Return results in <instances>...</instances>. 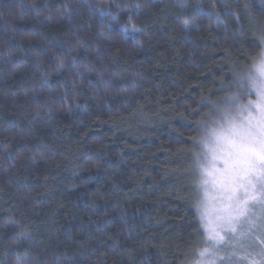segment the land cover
I'll return each instance as SVG.
<instances>
[{
    "label": "trees",
    "instance_id": "trees-1",
    "mask_svg": "<svg viewBox=\"0 0 264 264\" xmlns=\"http://www.w3.org/2000/svg\"><path fill=\"white\" fill-rule=\"evenodd\" d=\"M262 36L264 0H0V264L199 260L200 140Z\"/></svg>",
    "mask_w": 264,
    "mask_h": 264
},
{
    "label": "snow or ice",
    "instance_id": "snow-or-ice-1",
    "mask_svg": "<svg viewBox=\"0 0 264 264\" xmlns=\"http://www.w3.org/2000/svg\"><path fill=\"white\" fill-rule=\"evenodd\" d=\"M260 40L264 42V36ZM227 87L235 91L214 103L218 119L211 129L205 127L200 140L212 152V168L201 163L205 153L197 154L198 168L205 177L202 184L212 178L220 207L210 226L201 229L207 233L204 242L209 247L197 253L200 259L194 264H215V260L224 264L233 259L234 255L216 256V250L226 246L244 251L241 259L248 264H264V51L253 67L235 73ZM250 96L256 99L243 102ZM211 257L215 260L207 259Z\"/></svg>",
    "mask_w": 264,
    "mask_h": 264
},
{
    "label": "rangeland",
    "instance_id": "rangeland-1",
    "mask_svg": "<svg viewBox=\"0 0 264 264\" xmlns=\"http://www.w3.org/2000/svg\"><path fill=\"white\" fill-rule=\"evenodd\" d=\"M258 61H259V58H257V60L254 63H256ZM232 91H235V89H232L231 91H229V94H231ZM248 99L255 100L256 97L255 96L244 97L243 102L246 103ZM216 119H218L217 115H216ZM204 153L206 155H204L202 157V164L205 167L211 169L213 166V164H212V152L209 151L208 148H205ZM216 166L219 167V165H216ZM204 178L205 177L202 176V180ZM207 179L209 180V183L206 185L202 184V181H201V196H200V202H199L200 219H201V215L202 214L204 215V220L201 221L203 228L210 226L211 222L215 219V214H216L217 210L220 207V201L218 198L219 192H218L217 188L213 186V184L211 182L212 178L207 177ZM226 239H227V237H226ZM208 247H209V245L207 244L206 248H208ZM248 251L251 252L253 250L248 249ZM233 255H234V258L231 260H225L224 264H248V261H242L241 258L244 255H246V253L244 251H241L239 248H233L230 246H226V247H221L218 250H216V256H218V257H228V256H233ZM251 258L252 257H249V259H251ZM207 259L215 260L214 257L207 258ZM257 259H258V257H257ZM215 264H220V261L215 260Z\"/></svg>",
    "mask_w": 264,
    "mask_h": 264
}]
</instances>
